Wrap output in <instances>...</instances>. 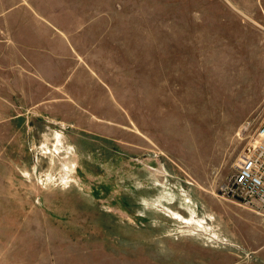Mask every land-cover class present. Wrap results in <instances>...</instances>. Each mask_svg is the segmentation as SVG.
<instances>
[{"label": "rangeland", "instance_id": "obj_1", "mask_svg": "<svg viewBox=\"0 0 264 264\" xmlns=\"http://www.w3.org/2000/svg\"><path fill=\"white\" fill-rule=\"evenodd\" d=\"M115 2L131 114L84 129L0 99V236L36 247L10 262L264 264V218L229 192L264 122V0Z\"/></svg>", "mask_w": 264, "mask_h": 264}, {"label": "crops", "instance_id": "obj_2", "mask_svg": "<svg viewBox=\"0 0 264 264\" xmlns=\"http://www.w3.org/2000/svg\"><path fill=\"white\" fill-rule=\"evenodd\" d=\"M117 7L115 0H0V84L12 85L5 95L0 87V99L84 129L131 114L115 81L113 53L131 44V27H117ZM35 248L34 237L0 236V264H17L13 253Z\"/></svg>", "mask_w": 264, "mask_h": 264}, {"label": "built area", "instance_id": "obj_3", "mask_svg": "<svg viewBox=\"0 0 264 264\" xmlns=\"http://www.w3.org/2000/svg\"><path fill=\"white\" fill-rule=\"evenodd\" d=\"M231 187L229 192L236 193L264 218V122L240 152Z\"/></svg>", "mask_w": 264, "mask_h": 264}]
</instances>
